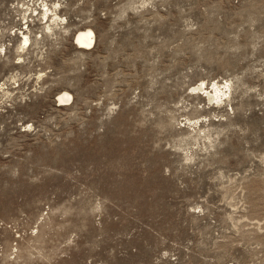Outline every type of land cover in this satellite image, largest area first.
Listing matches in <instances>:
<instances>
[{
	"label": "rangeland",
	"instance_id": "1",
	"mask_svg": "<svg viewBox=\"0 0 264 264\" xmlns=\"http://www.w3.org/2000/svg\"><path fill=\"white\" fill-rule=\"evenodd\" d=\"M0 264H264V0H0Z\"/></svg>",
	"mask_w": 264,
	"mask_h": 264
},
{
	"label": "bare ground",
	"instance_id": "2",
	"mask_svg": "<svg viewBox=\"0 0 264 264\" xmlns=\"http://www.w3.org/2000/svg\"><path fill=\"white\" fill-rule=\"evenodd\" d=\"M48 13H49V9L46 8L44 17H46V15ZM50 17H54V20H57V19L59 20V17L57 16V14H54L53 16H50ZM48 20H49V18H48ZM47 29L50 31L51 28L48 27ZM22 36H23L22 37L23 42H22L21 46L19 47L20 50L23 49L29 43V38L25 35H22ZM73 42H74V45L77 46L79 49L90 50L93 46V43H94V33L89 29L84 30V31H80V32L75 34V36L73 38ZM228 88L229 87L226 84H224L222 87L217 85V84H212L211 91H207L206 90L207 88L204 89L203 84H201V85H198L196 90L203 92L208 97V100L210 102L214 101V102L218 103L222 100V98L224 96L227 95ZM228 93H229V91H228ZM58 96H59L58 101L62 106H67L72 99V96L67 92H60L58 94Z\"/></svg>",
	"mask_w": 264,
	"mask_h": 264
}]
</instances>
